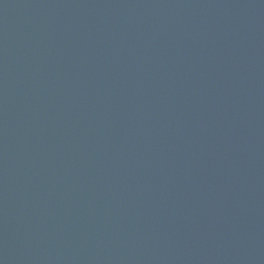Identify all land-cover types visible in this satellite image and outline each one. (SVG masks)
<instances>
[{
	"label": "water",
	"instance_id": "1",
	"mask_svg": "<svg viewBox=\"0 0 264 264\" xmlns=\"http://www.w3.org/2000/svg\"><path fill=\"white\" fill-rule=\"evenodd\" d=\"M0 264H264V0H0Z\"/></svg>",
	"mask_w": 264,
	"mask_h": 264
}]
</instances>
